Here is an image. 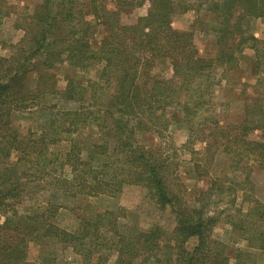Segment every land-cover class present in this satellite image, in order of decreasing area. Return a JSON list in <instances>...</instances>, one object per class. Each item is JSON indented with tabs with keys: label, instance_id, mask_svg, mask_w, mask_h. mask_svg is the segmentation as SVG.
Masks as SVG:
<instances>
[{
	"label": "trees",
	"instance_id": "trees-1",
	"mask_svg": "<svg viewBox=\"0 0 264 264\" xmlns=\"http://www.w3.org/2000/svg\"><path fill=\"white\" fill-rule=\"evenodd\" d=\"M144 1L87 0V14L79 0H40L14 26L22 37L10 57H0V264L54 263L49 257L28 262L30 244L70 248L79 264H231L226 248L211 238L216 221L205 214L213 190L224 193L223 169L196 208L184 207L172 191L169 157L159 148L141 146L136 136L162 135L179 124L188 131L186 147L192 149L198 127H210L197 152L205 163L193 164L197 177L209 175L218 154L225 156L238 187L248 183L254 164L264 171V141L250 138L264 129L263 104L255 99L245 104L239 124L222 125L212 116L217 72L236 70L246 48L254 51V73L264 75V39L246 27L251 20H264V0H197L196 10L210 16L206 25L217 38L214 58L201 57L192 34L172 27V15L185 10L181 1L147 0L146 15L125 19ZM5 4L0 0V27L9 15ZM97 24L104 30L101 40L93 39ZM61 65L80 75L96 68L97 78L68 77L59 91L54 71ZM58 102L77 106L60 108ZM34 109L48 118L38 123L37 138L24 142L13 119ZM13 153L16 159L9 162ZM50 164L58 166V177L53 175L57 166L45 172ZM49 175L69 201L77 221L72 230L56 223L63 206L53 202L19 210L25 186ZM127 185L143 187L160 208H175L170 233L158 225L148 232L123 225L121 209L84 206L90 197H117ZM242 217V240L264 251V204L256 200V213ZM193 238L196 245L189 249Z\"/></svg>",
	"mask_w": 264,
	"mask_h": 264
},
{
	"label": "rangeland",
	"instance_id": "rangeland-1",
	"mask_svg": "<svg viewBox=\"0 0 264 264\" xmlns=\"http://www.w3.org/2000/svg\"><path fill=\"white\" fill-rule=\"evenodd\" d=\"M79 1L84 12L89 14L87 0ZM176 1H181L180 4L185 7V10L178 9L172 15V27L177 31L190 32L192 34L193 42L201 57L214 58L217 52V38L211 28L206 25V22L211 20L210 16L206 14V16L201 17V14H205V12L196 10L197 0ZM39 2L40 0H6L5 8L9 15L4 19L0 27V57L8 58L12 55L14 45L23 34L21 31L14 29V26L18 24L21 18L29 16ZM149 7L150 2L146 0L142 7L135 9L125 19L131 22L139 16L146 15ZM87 17L89 20L92 19L89 15ZM246 27L250 34L258 39H264V20H251L246 24ZM94 29L96 32L93 39L101 40L104 36L103 27L97 24ZM253 65L254 51L246 48L239 56V66L236 70L226 73L217 72L218 75L216 77L219 82L215 87L212 116L220 124L241 123L245 116L244 106L251 103L253 99L264 106V80L258 81L264 75L258 78V75L253 71ZM95 69L92 68L88 73L80 75L74 73L66 65L59 66L54 71L58 90H64L66 78L68 77L84 81L96 80L97 73ZM31 83H34V79ZM57 105L60 108L68 109L77 106H74L73 103L62 104L61 102H58ZM46 117L48 118L46 112L40 109L16 114L13 119V128L18 137L26 142L37 138L36 136L40 134V129L37 128V125ZM210 130V127H198L192 149L186 147L189 136L188 131L179 124L171 125L168 131L162 135L151 132L138 133L136 141L146 148H159L169 157L172 191L177 195L178 201L187 208H196L198 206L197 200L200 198V194L210 188L212 180L215 178L214 174L223 169L226 175L224 176V193L219 195V192L215 193L213 190L212 196L208 198V203L205 207V214L216 221L211 238L226 248L227 254L230 255L231 264H264V251H256V249L247 246L246 241L241 238L243 230L241 231L240 227H238L243 219L242 216L248 213L251 215L256 213V200L264 204V171L257 170L256 164H254V170L248 183L238 187V185L231 182L233 175L228 171L229 165L225 163V156L218 154L215 157V163L212 165L209 175L197 177L193 164L194 162H197V164L205 163V160H200L201 156L197 152L202 151L205 145L204 138ZM250 138L255 141H264V129L252 132ZM94 140H100L97 133H95ZM16 155V153H13L8 161H15ZM56 166L52 167L50 164L45 172ZM56 168L58 171L53 175L58 177L61 173L58 166ZM237 176H241L239 180L243 178V175L238 172ZM53 183L54 181L49 175L43 176L36 183L27 184L25 186L26 193L22 199L23 204L19 210L21 207L24 210L35 204L44 206L47 202H53L56 206H63L58 212L56 223L62 228L72 230L76 227L77 221L69 210V201L62 196L60 187H54ZM84 202H86V205L84 204L86 209L92 211L110 210L119 213L122 211L120 214L124 216H119L121 217L119 222L140 232H148L152 226L158 225L170 233L175 227V214L172 212V209L175 210V208L170 206L164 209L158 207L141 186L127 185L117 197H90ZM119 209L121 211H118ZM255 218H253V222L256 229ZM2 221L3 217L0 216V223ZM254 224L252 225L254 226ZM254 232L256 233V231ZM247 235L250 236L251 232ZM195 245L196 239L193 238L187 243V248L192 249ZM43 257L55 259L53 264H79V257L70 248L58 244H51L48 247L38 244L29 245L27 250L28 262L38 263ZM113 260L114 258L111 259V262Z\"/></svg>",
	"mask_w": 264,
	"mask_h": 264
}]
</instances>
